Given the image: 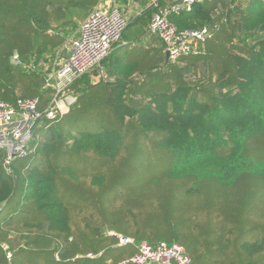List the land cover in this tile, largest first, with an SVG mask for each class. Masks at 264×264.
Returning <instances> with one entry per match:
<instances>
[{
	"label": "trees",
	"instance_id": "trees-1",
	"mask_svg": "<svg viewBox=\"0 0 264 264\" xmlns=\"http://www.w3.org/2000/svg\"><path fill=\"white\" fill-rule=\"evenodd\" d=\"M99 1L0 0L1 98L40 95L45 69ZM155 10L129 18L123 37L143 36ZM171 20L212 29L205 53L171 62L159 40L136 61L139 80L130 65L114 82L85 75L71 114L34 128L33 161L16 160L12 174L0 162V264H111L142 242L180 243L195 264H264V238L247 241L244 218L246 198L264 202V1L203 0ZM80 155L97 164L85 172ZM140 163L151 180L122 196Z\"/></svg>",
	"mask_w": 264,
	"mask_h": 264
},
{
	"label": "built area",
	"instance_id": "built-area-1",
	"mask_svg": "<svg viewBox=\"0 0 264 264\" xmlns=\"http://www.w3.org/2000/svg\"><path fill=\"white\" fill-rule=\"evenodd\" d=\"M203 0H180L168 6H159V0H150L156 7L148 25V33L157 36L169 54L171 62L181 57L204 52L205 43L212 38L213 30L179 29L171 16ZM128 10L117 0H100L80 24L77 32L68 35L63 46L65 55L59 51L45 69L43 92L30 98H18L15 102L0 96V162L8 174H12L13 163L29 158L36 150L34 128L42 122H56L67 115L78 102L72 86L85 75L95 80H110L104 60L113 48L123 41L128 26ZM14 64L20 63L17 53ZM26 68V66L24 65ZM29 65L27 68H31ZM45 91L49 97H45ZM119 245H134V239L112 233ZM89 254L88 256H91ZM93 256V255H92ZM11 260L12 255L9 253ZM111 264H195L193 258L180 243L160 242L137 245V252Z\"/></svg>",
	"mask_w": 264,
	"mask_h": 264
},
{
	"label": "crops",
	"instance_id": "crops-1",
	"mask_svg": "<svg viewBox=\"0 0 264 264\" xmlns=\"http://www.w3.org/2000/svg\"><path fill=\"white\" fill-rule=\"evenodd\" d=\"M117 1L128 10L127 13L129 15V18L133 20H136L141 17L152 7L151 3L148 0ZM176 1L178 0H162V2H160V5L168 6ZM80 24L81 22L78 23L75 29L71 30V33L77 32ZM159 40L160 39L157 36L148 33V26L146 27L144 35L141 36L139 39H135L134 35H127L126 37H123V41L113 48L111 54L103 62L105 70L110 78V80L108 81L114 82L117 80V78L123 77L124 74L128 72L127 69L130 68V66L131 68L135 69L132 74V78L139 80L140 77L144 75L141 71L143 67L142 65H138V70H136V61L140 56H142L145 49H149V47H156V44ZM205 50L206 49H204L203 53H205ZM62 55H65V52Z\"/></svg>",
	"mask_w": 264,
	"mask_h": 264
},
{
	"label": "rangeland",
	"instance_id": "rangeland-1",
	"mask_svg": "<svg viewBox=\"0 0 264 264\" xmlns=\"http://www.w3.org/2000/svg\"><path fill=\"white\" fill-rule=\"evenodd\" d=\"M72 109L74 110V107L71 108V110ZM70 112L68 114H71ZM38 138H42V135L40 134V137L38 136ZM147 141H148V139H147ZM125 152H127V151L123 150L121 155H123ZM121 155L118 157V159L115 162H112V163L110 162V163L114 164V165H118L124 161L123 160L124 157L128 156V155H126L124 157H121ZM80 156H75V159L78 161L77 164H81L82 167L85 168V172L90 171L89 165L97 164V162L93 159V156L88 155V157H86V159H85V155H80ZM164 156L165 155H163V157ZM156 157H157V155H156ZM30 161L31 162L33 161L32 158H30V157L25 160V162H27V163H29ZM146 164H149V162ZM107 165H108V163H106V165H104V164L98 165L97 169L105 171L107 169ZM132 171H134V172L126 171V173L123 175V178L121 181L124 183L118 189L119 194H123L122 196H126L129 198L135 196L132 194L140 193L141 191L145 190V185L147 186V181L151 180V179H148L147 172L145 171V163L137 164L136 170H132ZM82 175H83L82 179L86 180V182H88L89 179L91 178L90 175H84V174H82ZM140 194H142V193H140ZM16 198H19V197H16ZM17 202H18V200L16 201V203ZM246 204H247V208H248L246 210H248V211L246 212L244 218H246V221H249V223L251 224V230L252 229L255 230V231H251V232H255V233L248 235L246 240L254 242V243H259V240L261 241L264 238V207H263L264 202L257 205L256 200L248 197V198H246ZM121 205H122V201L119 202L118 207H120ZM252 208L255 210L254 212H253ZM89 209H90V211H92V208H89ZM77 214L79 217H83V215L85 213H82V214L77 213ZM256 222H258V224H260L258 227H257V225L254 226V224ZM259 238H261V239H259Z\"/></svg>",
	"mask_w": 264,
	"mask_h": 264
},
{
	"label": "water",
	"instance_id": "water-1",
	"mask_svg": "<svg viewBox=\"0 0 264 264\" xmlns=\"http://www.w3.org/2000/svg\"><path fill=\"white\" fill-rule=\"evenodd\" d=\"M166 56H167V58H169V54H168V52L166 53Z\"/></svg>",
	"mask_w": 264,
	"mask_h": 264
}]
</instances>
